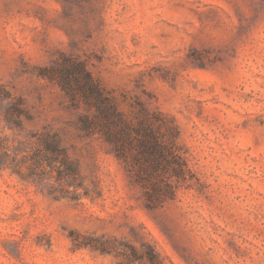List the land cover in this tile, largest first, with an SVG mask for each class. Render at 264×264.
<instances>
[{
	"label": "rangeland",
	"instance_id": "obj_1",
	"mask_svg": "<svg viewBox=\"0 0 264 264\" xmlns=\"http://www.w3.org/2000/svg\"><path fill=\"white\" fill-rule=\"evenodd\" d=\"M63 77L175 134L173 198ZM0 264H264V0H0Z\"/></svg>",
	"mask_w": 264,
	"mask_h": 264
},
{
	"label": "trees",
	"instance_id": "obj_2",
	"mask_svg": "<svg viewBox=\"0 0 264 264\" xmlns=\"http://www.w3.org/2000/svg\"><path fill=\"white\" fill-rule=\"evenodd\" d=\"M77 81V86L73 87L71 80L63 77L61 87L72 101L76 99L77 91H82L85 103L95 107L91 117H80L81 127L86 131L98 132L110 144L115 156L129 166L130 171L134 165H139L140 170L146 173L145 180L149 182L150 190H145V193L150 202L173 198L175 190L170 179H184L185 166L178 153L175 134L169 130L164 136L158 120L147 114L136 117L135 122L127 120L90 80L84 83ZM14 111H18L17 105L12 104L7 108V121L15 123L11 118ZM46 148L57 150L55 143L46 144ZM135 177L138 180L141 176L135 172Z\"/></svg>",
	"mask_w": 264,
	"mask_h": 264
}]
</instances>
